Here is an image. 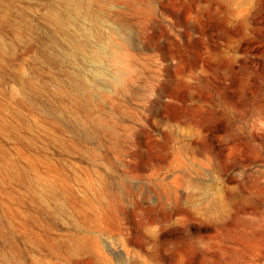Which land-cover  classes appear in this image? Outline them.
Returning a JSON list of instances; mask_svg holds the SVG:
<instances>
[{"label":"rangeland","instance_id":"374dc122","mask_svg":"<svg viewBox=\"0 0 264 264\" xmlns=\"http://www.w3.org/2000/svg\"><path fill=\"white\" fill-rule=\"evenodd\" d=\"M64 1L0 0V264H264V0L111 2L115 90Z\"/></svg>","mask_w":264,"mask_h":264},{"label":"bare ground","instance_id":"6f19581e","mask_svg":"<svg viewBox=\"0 0 264 264\" xmlns=\"http://www.w3.org/2000/svg\"><path fill=\"white\" fill-rule=\"evenodd\" d=\"M114 1L116 0H65L63 9L52 11L49 15L55 23L54 29L67 35V42L64 45L65 57L72 61L84 57L98 61L97 64L100 66L97 73L108 74L104 84L115 90L124 89L131 81V75L125 78V73L127 70L131 73L132 68L128 64V53L122 46L127 38L123 31L128 29L126 25L128 22L110 9L109 4ZM0 43L6 42L0 37ZM79 79L78 84L69 87L84 94L91 79L82 74ZM28 82L25 81L23 85L26 86Z\"/></svg>","mask_w":264,"mask_h":264}]
</instances>
